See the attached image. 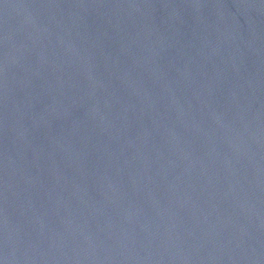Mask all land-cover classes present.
Wrapping results in <instances>:
<instances>
[{"label":"water","instance_id":"obj_1","mask_svg":"<svg viewBox=\"0 0 264 264\" xmlns=\"http://www.w3.org/2000/svg\"><path fill=\"white\" fill-rule=\"evenodd\" d=\"M0 264H264V0H0Z\"/></svg>","mask_w":264,"mask_h":264}]
</instances>
